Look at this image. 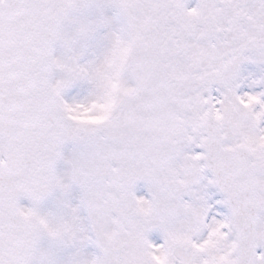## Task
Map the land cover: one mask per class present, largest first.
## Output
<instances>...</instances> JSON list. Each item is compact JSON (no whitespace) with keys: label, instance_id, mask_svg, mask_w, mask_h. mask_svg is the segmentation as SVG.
I'll list each match as a JSON object with an SVG mask.
<instances>
[{"label":"snow or ice","instance_id":"snow-or-ice-1","mask_svg":"<svg viewBox=\"0 0 264 264\" xmlns=\"http://www.w3.org/2000/svg\"><path fill=\"white\" fill-rule=\"evenodd\" d=\"M110 3L120 28L82 66L54 55L95 31L63 30L82 0H0V264H58L44 237L93 243L99 255L78 264H264V70L242 72L264 65V0ZM81 80L88 95L70 100ZM68 142L85 149L70 178L92 236L74 214L41 211L69 189L56 172ZM210 186L222 199L210 202Z\"/></svg>","mask_w":264,"mask_h":264},{"label":"rangeland","instance_id":"rangeland-1","mask_svg":"<svg viewBox=\"0 0 264 264\" xmlns=\"http://www.w3.org/2000/svg\"><path fill=\"white\" fill-rule=\"evenodd\" d=\"M196 3L197 0H188V7H194ZM105 6L117 12L116 9L112 7L110 0L101 2V11L108 10V8ZM108 27L110 29L112 28L111 25H108ZM58 57L62 56H60L59 54ZM262 70H264V65L245 63L242 66V72L245 77L258 78L261 75ZM82 96L83 94H81V96L77 99H83ZM85 112L86 111L82 110H79V112L77 111L74 118L81 122H88L91 118L85 117ZM79 146H81L80 149L78 148L76 149V151H70L71 148ZM84 151V146L82 147V145L74 144L72 142H68V144L65 146L61 161L56 168V172L63 179L64 183L70 185L69 189L67 190V192L61 191L59 189L55 190L52 193L51 197L46 202L41 204V211L45 214L51 213L52 218L56 219L58 222L62 221V219L64 218H71V216L74 214L79 217L80 225L85 229V235L92 236L88 231V228H90V223L88 220L87 210L81 203V197L83 194L82 189L79 187V185L72 183L70 178L72 171V160L75 161L76 159H78ZM202 183L206 184L205 181H203ZM144 193L145 195L142 194L141 189L135 188L136 195L139 194L142 197L149 196L148 190L144 191ZM214 193L215 192L213 187L210 186L207 189V194L210 197V202L213 203L215 200L221 199L219 196H217L214 200H212V198H214ZM21 203L27 205L28 201L22 200ZM72 209H76L77 211L73 213ZM222 211L225 210L222 209ZM148 238L152 243H155L156 239H158L160 243H162L163 233L160 230H154L148 234ZM70 246L75 247L74 253L70 252L71 248L69 249V251H63L59 249V247L57 246V242L52 241L47 237H44V241H42L40 244V247L43 251L54 254L56 260L58 261V264H78L79 261L90 260L94 256L99 255V250L93 243L89 241H85L83 244ZM161 264H164L163 260L161 261Z\"/></svg>","mask_w":264,"mask_h":264},{"label":"flooded vegetation","instance_id":"flooded-vegetation-1","mask_svg":"<svg viewBox=\"0 0 264 264\" xmlns=\"http://www.w3.org/2000/svg\"><path fill=\"white\" fill-rule=\"evenodd\" d=\"M71 19L74 21L73 23H65V27L67 29L66 34L69 36L74 35L77 22L85 24L92 23L97 27L88 39L80 41L74 45V49L71 52L59 45L55 56L69 64H71V61L68 60V58L76 56L78 57L77 63L82 66L101 62L104 59V57H101V8L98 10L86 11L82 14H74ZM59 54L62 57H58ZM61 75V73H57V76ZM90 89L91 85L88 81L81 80L78 81L71 90H69L67 96L71 100L72 97L78 98L81 94H83L82 98H84L88 95ZM77 111L78 110L74 112V116H76ZM220 235V233L219 235L217 234V238H219ZM211 243L214 244L215 241H212Z\"/></svg>","mask_w":264,"mask_h":264}]
</instances>
